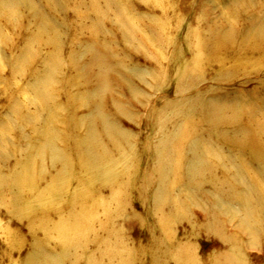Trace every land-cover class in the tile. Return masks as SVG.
Returning a JSON list of instances; mask_svg holds the SVG:
<instances>
[{
  "label": "rangeland",
  "instance_id": "obj_1",
  "mask_svg": "<svg viewBox=\"0 0 264 264\" xmlns=\"http://www.w3.org/2000/svg\"><path fill=\"white\" fill-rule=\"evenodd\" d=\"M257 20L264 0H0V264L37 247L65 264H264ZM47 120L64 158L43 163ZM29 156L47 176L24 186ZM66 217L72 240L47 238Z\"/></svg>",
  "mask_w": 264,
  "mask_h": 264
},
{
  "label": "bare ground",
  "instance_id": "obj_2",
  "mask_svg": "<svg viewBox=\"0 0 264 264\" xmlns=\"http://www.w3.org/2000/svg\"><path fill=\"white\" fill-rule=\"evenodd\" d=\"M255 25H256L255 32L253 33L252 36L246 35L245 40H247L248 38L258 40L260 38L261 34L264 32V20H261V21L257 20V23H255ZM41 27H42L43 30H47V28H43V24L41 25ZM260 41L264 43V40L263 39L260 40ZM100 55H102V54H100ZM101 57L102 56H97L98 60H96L95 54L92 53V55H91L92 61L93 62L96 61L95 64H94L95 67L98 68L97 71H95V75L98 76V77H100L102 79V75L104 76V74H105L104 73L105 72L104 66L103 65H100V64H96L97 62H99V63L100 62H102V63L104 62V59H100ZM92 72H94V71L92 70ZM48 93H50V90H46V89L43 90V92H42V94H44V96L48 95ZM47 123L49 124V128L48 127L45 128V131L41 135L42 138H45V141L43 143H41L37 147V156H38V158H40L41 161H42V158H43V161H44L43 163H45V160L47 158L46 157L47 156V153L50 152L51 150H52V156H51L52 159H55L56 158V159H61L62 160L64 158V155H63L64 154V150L61 149L60 147H58V142L57 141H58V138L60 137V135L55 130L56 129V126H54L53 123H49V120H47ZM78 123L79 122H76V128H79L80 127ZM48 124H47V126H48ZM109 131H112V129H108V132ZM40 160L38 162L37 159H35L34 157L31 158L30 156H29V158L27 160H25V162H28L27 163V166L24 167L22 170H20V173H19V176H18V179H19L18 182L20 184H23L24 186H29V185H34V184L36 185V184H38L39 182L42 181V178L43 177L46 178L47 175L45 174V176H44V174H43L44 173L43 170H44V167L45 166H44V164H42L40 162ZM124 160L126 161V159H124ZM68 163H70V162H68ZM109 165L110 164H108L107 166H109ZM57 174H58V172L55 175H57ZM65 174H66V180L67 181L68 180H71L73 178V176L70 174L69 171H67V172L65 171ZM64 178H65V176H64ZM3 181L6 182L5 178L0 174V189H2V187H3V184H2ZM54 182H56V183L55 184H51V185H46L44 188H40V190L38 191V192L41 193V198H42V200H43L44 203L48 202L49 199H50V197H52L53 194H54V192L57 191V189H58L57 186H56V184L57 183H60V182L56 181V178H54ZM62 185L64 186L65 183L62 184ZM3 193L4 192H2V191L0 192V199H2ZM70 193H72V196L71 197H73L72 198L73 200L74 199H78L79 196H80V195H77L78 194L77 192L76 193L75 192H70ZM34 204L36 206H38L39 205V202L35 201ZM42 222L43 221H41V224H45L44 222L43 223ZM45 222L49 226L47 228V230L45 231V236H47V238L49 236H51V235L53 236L52 233L54 232V233H57V235H54V237L56 238V240L57 241L60 240V241H64V242H69V240H72V238L69 235H67L65 233V231H67V229L69 227L73 226V225L78 226V225L81 224L80 221H78L76 218L70 219V217H66L64 219H59V221H57V222H54V221L47 222V220H45ZM84 223L86 224L87 228H90V225H87V224H90L88 222V220H85ZM84 227H85V225H84ZM159 242H160V240H159ZM72 244H74V242ZM71 246L74 247L73 245H71ZM42 252H43L42 249L37 247V249L35 250V253L33 255L34 256V259H35L34 260V264H51V263L52 264H54V263H56V264H65L64 262H66V260L68 259V256H67L66 253L65 254L64 253L63 254H58V255H55V256H48V255H46V254H44ZM173 256H174V254H173ZM227 256H229V257H227V263H229V264H241L240 261H239V259L237 260V256L235 255L234 252L229 253V255L227 254ZM74 257H75L74 260L78 258L76 255H74ZM63 258H67V259H63ZM219 258H220V256H219ZM74 260H72V261H74ZM161 261H162V259H161ZM24 264H29V263H26L25 262ZM220 264H225V263H220Z\"/></svg>",
  "mask_w": 264,
  "mask_h": 264
}]
</instances>
